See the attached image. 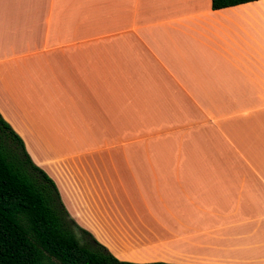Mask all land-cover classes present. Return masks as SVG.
<instances>
[{"label":"crops","instance_id":"crops-1","mask_svg":"<svg viewBox=\"0 0 264 264\" xmlns=\"http://www.w3.org/2000/svg\"><path fill=\"white\" fill-rule=\"evenodd\" d=\"M0 114L117 259L264 264V0H0Z\"/></svg>","mask_w":264,"mask_h":264},{"label":"trees","instance_id":"trees-1","mask_svg":"<svg viewBox=\"0 0 264 264\" xmlns=\"http://www.w3.org/2000/svg\"><path fill=\"white\" fill-rule=\"evenodd\" d=\"M258 0H211L213 10ZM0 264H170L118 260L65 209L0 114Z\"/></svg>","mask_w":264,"mask_h":264},{"label":"rangeland","instance_id":"rangeland-1","mask_svg":"<svg viewBox=\"0 0 264 264\" xmlns=\"http://www.w3.org/2000/svg\"><path fill=\"white\" fill-rule=\"evenodd\" d=\"M100 243V242H99ZM117 258V257H116ZM119 260V259H118Z\"/></svg>","mask_w":264,"mask_h":264}]
</instances>
